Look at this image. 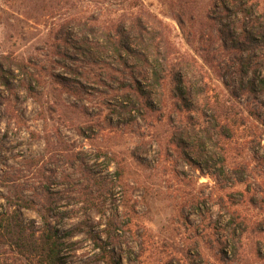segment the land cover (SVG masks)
Here are the masks:
<instances>
[{
  "label": "rangeland",
  "instance_id": "374dc122",
  "mask_svg": "<svg viewBox=\"0 0 264 264\" xmlns=\"http://www.w3.org/2000/svg\"><path fill=\"white\" fill-rule=\"evenodd\" d=\"M92 14L156 29L96 63ZM0 212V264L50 229L66 264H264V0H0Z\"/></svg>",
  "mask_w": 264,
  "mask_h": 264
},
{
  "label": "trees",
  "instance_id": "16d2710c",
  "mask_svg": "<svg viewBox=\"0 0 264 264\" xmlns=\"http://www.w3.org/2000/svg\"><path fill=\"white\" fill-rule=\"evenodd\" d=\"M78 20L79 26V34H76V44H78V49L81 52L89 57V59L94 60L97 63V59L101 57L108 56V52L113 49L116 52L119 59H121V63L125 66L127 65L126 55L130 52L135 51L131 48L128 40V37H124V39L120 36V29H128V26H131L134 29H137L139 32L138 34L140 37V41H145L144 35H152L151 30H155V22L150 19V17L144 18L139 16L135 19H130L128 16H122L119 21L114 24H107L101 25L98 23V18H96L93 14L88 16H79L73 18ZM66 28L68 29L71 27L70 21L66 23ZM71 31V32H70ZM115 33L118 34V37L115 38ZM68 35H73V29L69 30L65 33ZM74 36V35H73ZM66 39V38H65ZM68 44V42L66 41ZM74 43V42H73ZM152 46L153 44V37L152 42L150 43ZM73 45V44H72ZM80 46V47H79ZM154 48H158L154 45ZM153 53H146V49L143 48L142 53H140L139 57L142 59L143 62L149 67H152L154 61L158 62L157 59L153 60ZM162 60L168 64V58L165 56ZM94 62V63H95ZM99 63V62H98ZM150 73V71H149ZM149 104V102H147ZM134 107V106H133ZM214 118L218 117V112L213 115ZM4 219L3 213L0 212V228L4 226ZM43 219L47 222V217L43 216ZM15 225V224H14ZM20 226H23L20 223ZM21 229V228H20ZM36 232L32 233L35 235ZM35 240V249H36V260L38 264H66L63 258V246L65 243L58 237L55 230H49L47 233H42V236L38 238H34ZM99 247L105 249V247Z\"/></svg>",
  "mask_w": 264,
  "mask_h": 264
}]
</instances>
